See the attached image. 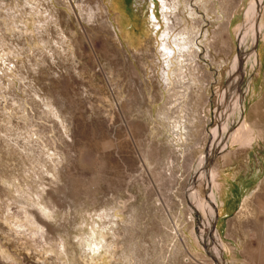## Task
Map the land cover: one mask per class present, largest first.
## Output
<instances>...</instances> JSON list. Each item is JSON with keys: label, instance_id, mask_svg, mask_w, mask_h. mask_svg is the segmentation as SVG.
Masks as SVG:
<instances>
[{"label": "rangeland", "instance_id": "1", "mask_svg": "<svg viewBox=\"0 0 264 264\" xmlns=\"http://www.w3.org/2000/svg\"><path fill=\"white\" fill-rule=\"evenodd\" d=\"M166 3L0 0V264H264V0Z\"/></svg>", "mask_w": 264, "mask_h": 264}, {"label": "bare ground", "instance_id": "2", "mask_svg": "<svg viewBox=\"0 0 264 264\" xmlns=\"http://www.w3.org/2000/svg\"><path fill=\"white\" fill-rule=\"evenodd\" d=\"M167 0H162L163 2V7H164V15H165V19H166V24L168 25L167 29L162 33V31L160 32L159 36L161 37L162 40V48H163V52H167V58L169 59V65L171 64V62H173L174 59L179 60V59H183L185 57V55H189L190 57H197L198 53L193 49V45H194V36L186 31L181 30L180 32H177V30L173 27L174 25H170L169 24V20H170V14L171 9H170V5L168 3H166ZM262 1V0H260ZM262 3V2H261ZM261 7H264V4H257L254 7L250 8V11L248 12V21L249 19L255 17V11L259 10ZM262 23L260 25L259 28H263L264 24H263V20H264V14L262 15ZM152 23L153 25H157V17L153 16L152 19ZM253 21V20H252ZM172 22V21H171ZM259 23V22H258ZM176 25V24H175ZM177 26V25H176ZM158 29V28H157ZM247 30V29H246ZM249 31V30H248ZM162 33V34H161ZM184 34L189 35L188 38H186V36ZM247 52H245L246 54ZM252 53V52H251ZM247 55V54H246ZM240 58V57H239ZM239 58L236 61V68L238 67V65L240 64ZM242 59V58H241ZM256 62V57L252 56L251 58H249L247 65L250 66V68L255 64ZM172 65L169 66L170 70L167 72V79H165L166 81L169 82L170 80V75L174 74V72H172L171 67ZM198 66L194 67V70H197ZM254 70V68H253ZM237 71V70H236ZM195 75H193V79H194ZM197 79V78H196ZM180 81V80H179ZM193 82L195 83V79L193 80ZM184 117V116H183ZM185 119V117H184ZM195 119V118H194ZM178 121V120H177ZM183 121V120H182ZM185 122V121H184ZM195 122V121H194ZM241 126L232 134V140L230 142V145L233 144H237L240 143L242 141H250L251 137V129L249 127V125L246 124L245 120L242 118V120L240 121ZM177 123V128L176 130L179 132L180 135H182L184 132H186V128L183 127L184 123L181 122L180 125ZM190 129V128H189ZM230 128L225 129L224 132H228ZM231 130V129H230ZM231 133V132H229ZM253 136V135H252ZM223 137V136H222ZM205 160V159H204ZM209 160V159H208ZM205 165V164H204ZM215 179V178H214ZM212 181L213 180V175H212ZM211 181V182H212ZM199 205L205 209H207V206L205 205L204 202L200 201ZM201 209V208H200ZM219 234H217L216 237ZM221 240V239H220ZM222 242V240H221ZM223 244V242H222ZM187 250V249H186ZM219 254V253H218ZM217 254V255H218ZM219 257V256H218ZM222 261H220V264H222Z\"/></svg>", "mask_w": 264, "mask_h": 264}]
</instances>
